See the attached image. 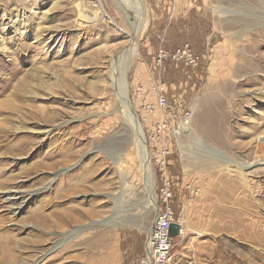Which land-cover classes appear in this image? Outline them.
<instances>
[{"label": "rangeland", "instance_id": "obj_1", "mask_svg": "<svg viewBox=\"0 0 264 264\" xmlns=\"http://www.w3.org/2000/svg\"><path fill=\"white\" fill-rule=\"evenodd\" d=\"M80 1L103 7V21L79 15ZM140 1L128 96L146 139L160 110L142 111V100L156 103L152 76L165 86L163 171L149 153L157 208L165 176L182 221L173 251L198 264H264V0ZM132 36L115 0H0V264H136L155 210L110 76ZM184 43L192 63L155 68L159 50ZM205 147L244 167L246 182L234 166L193 164Z\"/></svg>", "mask_w": 264, "mask_h": 264}, {"label": "built area", "instance_id": "obj_2", "mask_svg": "<svg viewBox=\"0 0 264 264\" xmlns=\"http://www.w3.org/2000/svg\"><path fill=\"white\" fill-rule=\"evenodd\" d=\"M195 58L189 44L184 43L172 51L159 50L154 57V66L156 69L161 70L169 61L183 59L192 63ZM149 90L155 95L156 103L152 105L143 99L141 110L156 111L159 109L160 115L154 125L147 130L146 139L149 145V151L156 152L154 160L158 163L160 170L163 171L166 164V156L169 154V150L164 147L167 141L166 126L169 122L165 86L162 81L156 80L152 76ZM143 92L144 89L139 87L134 95L139 97ZM186 116H188L187 112ZM188 118L184 117L182 121L187 122ZM142 119L144 123H147V118ZM180 125L181 123L177 126V130L174 127L173 135L179 130ZM157 197L159 208L150 226V230L145 235L143 249L136 260V264H181L176 259L173 251L175 246L174 233L176 235H182L181 218H179V215L174 209L173 193L170 188V183L165 176L162 184L158 188ZM173 225H176V228L173 229ZM184 263L196 264L193 259H186Z\"/></svg>", "mask_w": 264, "mask_h": 264}, {"label": "bare ground", "instance_id": "obj_3", "mask_svg": "<svg viewBox=\"0 0 264 264\" xmlns=\"http://www.w3.org/2000/svg\"><path fill=\"white\" fill-rule=\"evenodd\" d=\"M115 1L117 3L118 7L120 8L122 14L124 15V17L128 20L130 25H132L133 36L130 39L129 47H127L122 53L117 55V57L113 60L110 76H111V81L113 82V87H114L115 93L118 95V97L120 99L121 111L124 114V117H125V120H126L128 126L132 129V131L134 133V140H135V146L137 149V158H138L139 167H140V171H141V177L143 178V181H144L143 183L147 189V194H148V202L147 203H149L151 206H153V209L155 210V213H156L159 207L157 208L156 199H155V196L153 194V189H152L153 188V173H152L151 162H150V153H149L148 145L146 144V139L144 136V132L142 130L141 123L139 122V119L137 118L135 108H134V106H133V104L130 101L129 96H128V81L126 79V72L129 68L131 60L133 57L137 56V51H136L137 36L140 32V28L142 27V25L144 23V21H142V20H140L138 22V16H140V15L138 14V16L135 17V13H141L143 15H145L146 13L143 9V6H142V3L140 0H139V3H138V0H115ZM87 7H89V8H87ZM102 8L103 7H99L98 3L97 4H91L90 2H85V1H80L79 3H77V11L79 12V15H81L84 11L87 12V11L91 10V12H90L91 16L90 15L87 16V20H89L91 22H95V23L103 21V18H102L103 10H102ZM185 124H187V122H181L179 130L177 132H175L174 134L176 135L178 133H181L183 130H185L187 128V126ZM187 133H189V132H187ZM191 137H192V135H191ZM176 139H177V145H178L179 150H181L182 152L186 151V152H189L190 154H192V153L195 154L194 151L187 149L184 146L185 144H183V142L180 138H176ZM213 154H214V152L211 149L205 147V148L201 149V154L198 157L197 162H192V163L193 164L199 163V164H201V167L203 165H205L206 169L225 170V171H229L231 169V167L234 166L235 167L234 171L237 174H239L242 177V179L246 182L247 178H246V173L244 172V169H243L244 167L242 168L239 164H234L231 161L228 162V161L224 160V162H222V161L220 162L218 160V158L215 157V155H213ZM189 158L194 160L193 158H196V156L195 157L189 156ZM51 164H54V163H51ZM51 166H53V165H50V168H51ZM45 167H47V166H45ZM114 203L116 206L118 201L115 200ZM116 208L118 209L119 207H116ZM33 218H35V217H33ZM33 220H35V219H33ZM60 221H62V220H60ZM185 227L194 234L202 235V232L200 230L196 229L190 223V221L188 219L185 220ZM181 229H182V224H181ZM149 230H150V227H149L148 231ZM182 234H183V231H182ZM7 241H5V242L7 243ZM34 242L35 243L33 244V246H36L38 244L37 239H35ZM1 247H2V249L6 248L5 245L1 246ZM6 250L7 249L2 250L6 256L4 258L5 260L7 258L8 261L14 262L15 260L18 259L17 255H15V254L12 255L11 253H6ZM2 257H4V256H2Z\"/></svg>", "mask_w": 264, "mask_h": 264}, {"label": "water", "instance_id": "obj_4", "mask_svg": "<svg viewBox=\"0 0 264 264\" xmlns=\"http://www.w3.org/2000/svg\"><path fill=\"white\" fill-rule=\"evenodd\" d=\"M123 127H124V129L127 131V134L128 133H130V132H132V134H133V131H132V129L128 126V124L127 123H125V125H123ZM128 129V130H127ZM134 135V134H133ZM147 144V143H146ZM121 195H122V192H118V196H119V198L121 197ZM112 198V197H111ZM112 200H114V199H112ZM130 207H132V206H130ZM158 211V210H157ZM157 213V212H156ZM156 213H155V215H156ZM131 220H129V221H123L122 223H130V224H135V218H133V217H131L130 218ZM173 227V229L174 228H176V225H173L172 226Z\"/></svg>", "mask_w": 264, "mask_h": 264}, {"label": "crops", "instance_id": "obj_5", "mask_svg": "<svg viewBox=\"0 0 264 264\" xmlns=\"http://www.w3.org/2000/svg\"><path fill=\"white\" fill-rule=\"evenodd\" d=\"M172 1H173V0H172ZM184 1H187V0H184ZM188 1H189V0H188ZM171 8H172V7H170V10H169V11L167 10V14H166V15L169 16V14L171 13ZM168 9H169V8H168ZM168 16H167V17H168ZM168 18H169V17H168ZM173 206H174V204H173ZM174 209H175V207H174ZM181 224H182V221H181ZM178 235H179V234H178ZM182 235H184V234H182ZM182 235H179V236H182ZM175 256H176V259H177L178 261L181 262V264H185V263H184V259H185V258L181 259L179 256H177L176 253H175ZM195 262H197V261L195 260ZM196 264H198V263H196Z\"/></svg>", "mask_w": 264, "mask_h": 264}]
</instances>
